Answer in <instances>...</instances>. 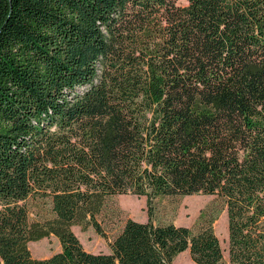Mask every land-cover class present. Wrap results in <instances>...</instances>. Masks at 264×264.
<instances>
[{"label":"trees","instance_id":"obj_1","mask_svg":"<svg viewBox=\"0 0 264 264\" xmlns=\"http://www.w3.org/2000/svg\"><path fill=\"white\" fill-rule=\"evenodd\" d=\"M125 195L146 220L85 251L71 228ZM194 195L225 208L227 264H264V0H0V264H220L211 219L152 220Z\"/></svg>","mask_w":264,"mask_h":264},{"label":"rangeland","instance_id":"obj_2","mask_svg":"<svg viewBox=\"0 0 264 264\" xmlns=\"http://www.w3.org/2000/svg\"><path fill=\"white\" fill-rule=\"evenodd\" d=\"M182 3V1H181ZM152 220L158 224H172L192 230L211 219V228L218 240L222 261L227 264L226 215L222 202L213 196H186L157 199L152 202ZM46 210V207H45ZM203 220H200V219ZM136 222L146 220L144 199L135 196H115L110 198L105 209L97 217L102 235L91 227L71 228L81 247L90 253H109V243L119 232L125 220ZM29 254L34 259H44L59 251L58 241L53 237L40 239L27 244ZM171 264H193L187 252L177 255Z\"/></svg>","mask_w":264,"mask_h":264}]
</instances>
